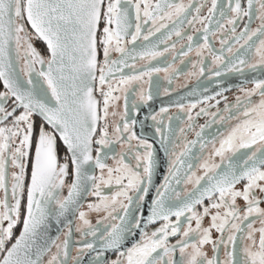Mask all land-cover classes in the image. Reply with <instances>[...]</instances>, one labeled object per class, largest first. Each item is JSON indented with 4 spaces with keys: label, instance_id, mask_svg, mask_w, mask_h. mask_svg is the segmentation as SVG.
<instances>
[{
    "label": "snow or ice",
    "instance_id": "1",
    "mask_svg": "<svg viewBox=\"0 0 264 264\" xmlns=\"http://www.w3.org/2000/svg\"><path fill=\"white\" fill-rule=\"evenodd\" d=\"M0 85V264H264V0H0Z\"/></svg>",
    "mask_w": 264,
    "mask_h": 264
},
{
    "label": "flooded vegetation",
    "instance_id": "2",
    "mask_svg": "<svg viewBox=\"0 0 264 264\" xmlns=\"http://www.w3.org/2000/svg\"><path fill=\"white\" fill-rule=\"evenodd\" d=\"M253 26H255V24L253 25ZM37 46L39 47V48H41V49H43L44 48V45L43 44H37ZM229 82L230 83H232V84H235L236 83V81L234 80V79H229ZM180 85H181V87H180V89H179V92L180 93H186L187 91H188V89H186V88H184L183 87V84L185 83V81H184V79L183 78H181V80L178 82ZM196 80L195 79H192V80H190L189 82H188V88L190 89V88H192L194 85H196ZM251 85H249V87H250ZM0 88H2V85H0ZM227 95L229 96V98L231 99L232 98V96L234 95V92H229V93H227ZM174 112H175V110H173ZM204 121L203 120H200V123H203ZM146 131H150V130H148V129H146ZM188 137H189V139H194L195 137H194V134L193 133H188ZM19 230L17 229V232H18Z\"/></svg>",
    "mask_w": 264,
    "mask_h": 264
}]
</instances>
